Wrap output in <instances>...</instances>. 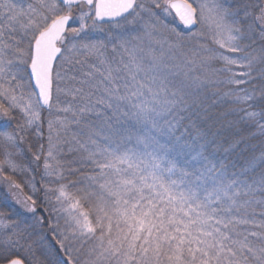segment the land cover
I'll return each mask as SVG.
<instances>
[{"label": "snow or ice", "instance_id": "snow-or-ice-1", "mask_svg": "<svg viewBox=\"0 0 264 264\" xmlns=\"http://www.w3.org/2000/svg\"><path fill=\"white\" fill-rule=\"evenodd\" d=\"M0 189V264H264V0H0Z\"/></svg>", "mask_w": 264, "mask_h": 264}, {"label": "rangeland", "instance_id": "rangeland-1", "mask_svg": "<svg viewBox=\"0 0 264 264\" xmlns=\"http://www.w3.org/2000/svg\"><path fill=\"white\" fill-rule=\"evenodd\" d=\"M2 191H3V189H0V192H2ZM9 200H10V198H9ZM49 238H50V235H49ZM57 250H58V246H57ZM57 252H58V251H57ZM56 257H61V258H62V254L60 255V254L57 253ZM53 258H54V257H53Z\"/></svg>", "mask_w": 264, "mask_h": 264}, {"label": "trees", "instance_id": "trees-1", "mask_svg": "<svg viewBox=\"0 0 264 264\" xmlns=\"http://www.w3.org/2000/svg\"><path fill=\"white\" fill-rule=\"evenodd\" d=\"M57 251H58V250H57ZM57 253L60 254L59 252H56V255H57ZM60 255H61V254H60ZM55 258H56V256L54 257V259H55Z\"/></svg>", "mask_w": 264, "mask_h": 264}]
</instances>
